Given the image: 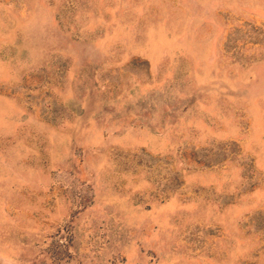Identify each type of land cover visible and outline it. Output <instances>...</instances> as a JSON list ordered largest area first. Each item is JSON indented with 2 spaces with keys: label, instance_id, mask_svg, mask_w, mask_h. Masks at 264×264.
<instances>
[{
  "label": "rangeland",
  "instance_id": "rangeland-1",
  "mask_svg": "<svg viewBox=\"0 0 264 264\" xmlns=\"http://www.w3.org/2000/svg\"><path fill=\"white\" fill-rule=\"evenodd\" d=\"M0 264H264V0H0Z\"/></svg>",
  "mask_w": 264,
  "mask_h": 264
}]
</instances>
